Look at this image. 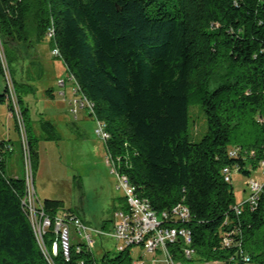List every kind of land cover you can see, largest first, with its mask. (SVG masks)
<instances>
[{"label":"trees","instance_id":"obj_1","mask_svg":"<svg viewBox=\"0 0 264 264\" xmlns=\"http://www.w3.org/2000/svg\"><path fill=\"white\" fill-rule=\"evenodd\" d=\"M45 40L95 102L110 133L107 149L137 191L158 211L179 202L190 208L184 225L200 259L264 264V191L238 217L223 174L230 166L250 177L264 160V0H0V44L28 125L22 90L33 86L17 78V64ZM195 102L207 119L200 141L189 134ZM0 103L11 110L1 60ZM41 127L60 139L50 120ZM29 133L35 174L39 139ZM8 144L0 141V264H131L130 248L98 258L78 239L69 259L59 248L51 263L23 205L25 176L8 172ZM43 204L51 217L62 208L59 200ZM232 225L242 228L249 263L219 249L221 231ZM56 236L52 225L44 235L49 253Z\"/></svg>","mask_w":264,"mask_h":264},{"label":"rangeland","instance_id":"obj_2","mask_svg":"<svg viewBox=\"0 0 264 264\" xmlns=\"http://www.w3.org/2000/svg\"><path fill=\"white\" fill-rule=\"evenodd\" d=\"M40 44L42 51L37 49L31 54L26 53L23 61L17 64V78H24L29 82L32 81L33 84L32 88L22 90L29 106V125L26 123L29 137V132L34 135L44 134L40 120L48 115L65 114L70 120L76 121L78 127L68 124L65 126L66 124H60L61 118H54V121L60 124L56 132L66 133L64 136L66 140L62 147L55 145L53 140L47 145L43 144L40 162L34 174L35 190L43 203L47 199L59 200L62 205L60 211L71 209L84 218L95 239L93 252L96 257L100 258L105 251L114 255L117 253V241L111 236L114 229V213L124 202V192L117 186L114 167L119 168V162L122 160L111 155L106 143L95 133L97 124L95 118L81 110L78 118L75 119L69 112L68 101L64 99L70 96L73 81L67 80L65 87L59 85L57 78L59 75L66 78L68 70L61 58L50 53L48 40ZM53 62H55L54 67ZM224 70V68L215 70V78H221ZM46 89L53 90L54 99L46 97ZM51 90L49 91L52 92ZM63 90L67 93L66 97L60 94ZM85 116L89 119L87 120ZM12 124L15 126L10 108L7 104L0 103V139L7 137L8 132H11L12 137L17 140L15 153L7 160L8 172L22 176L24 162L21 142L18 130L14 131L11 128ZM206 131V115L201 103L195 102L190 107L191 141H200ZM73 134L75 137H68ZM252 179L264 182L261 166L254 170L250 177L238 171L233 173L232 185L238 201L247 197L248 181ZM135 249L134 258H137L141 249ZM146 257L149 255L146 254ZM185 264H224V262L200 259L197 255L194 260H187Z\"/></svg>","mask_w":264,"mask_h":264},{"label":"built area","instance_id":"obj_3","mask_svg":"<svg viewBox=\"0 0 264 264\" xmlns=\"http://www.w3.org/2000/svg\"><path fill=\"white\" fill-rule=\"evenodd\" d=\"M54 34V28L51 27L48 35L52 38ZM51 53L61 58V53L57 46L51 49ZM0 58L8 87V100L12 106L10 110L11 117L15 119V126L21 142L26 180V194L23 198V205L28 210L38 243L44 252L47 255L49 254L51 263L52 255H56L59 248L67 259L70 258L73 239H78L80 242L85 243L89 249L93 250L95 239L91 234V228L81 217L66 210H62L55 217H51L46 213L44 204L37 195L34 187L32 154L26 120L1 44ZM67 80L73 81L70 91L72 95L70 101L71 114L74 118H78L79 112L84 110L89 116L95 118L97 122L95 133L106 143L110 138V133L107 130L106 123L96 115L95 102L83 92L73 73L68 71L66 78H60L58 83L61 87H65ZM60 94L65 96V90L61 91ZM6 149L12 151L13 146L8 144ZM237 150L238 148H234L231 151L236 153ZM260 166L264 174V160H262ZM117 168L116 166L114 167L118 182L117 186L123 190L124 200L127 205L126 208L119 207L114 213V229L111 236L117 241V252L130 248L132 255L131 264H185L187 260H194L197 257V252L193 246V231L184 225L192 220L190 208L185 203L179 202L171 209L156 210L150 200L137 191L129 176ZM235 171L238 170L230 166L223 168L225 180L231 182ZM248 186L247 197L234 206V211L238 217L243 214L244 207L248 206L254 209L258 205L259 198L264 191V182L257 179L248 181ZM225 224L228 225V221ZM52 225L57 236L52 245V253H49L45 245L44 235ZM135 248L141 249V253L138 254L137 258H134ZM219 249L233 250L234 255L231 259L235 262H250V255L243 246L242 228L239 225H232L230 228L221 231ZM146 254L149 257H146Z\"/></svg>","mask_w":264,"mask_h":264},{"label":"crops","instance_id":"obj_4","mask_svg":"<svg viewBox=\"0 0 264 264\" xmlns=\"http://www.w3.org/2000/svg\"><path fill=\"white\" fill-rule=\"evenodd\" d=\"M51 48V47H50ZM38 49V51H42V49H41V44H37V45H35L34 47H32L31 48V50H30V53H33V51L35 52L36 50ZM50 53H51V49H50ZM54 64H53V67L55 66V62H53ZM57 77V76H56ZM60 78H62V76L60 77V75H59V77L57 78V81L60 79ZM56 79V78H55ZM35 82V81H34ZM30 83L32 84V81H30ZM32 86H33V84H32ZM34 89H35V86H34ZM49 90H51V89H46L45 91H46V97H49V98H53L54 99V93H53V90H51L52 92H50ZM67 96V93H66V95L64 96V97H66ZM24 99H25V101H26V97L24 96ZM64 99V98H63ZM71 99H72V95L70 94V96L69 97H67V99H64V101H68V105H69V112H70V101H71ZM27 103V102H26ZM28 104V103H27ZM29 107V106H28ZM71 113V112H70ZM88 115V114H87ZM48 116H50V117H48ZM48 116H46V118H44V117H42L43 119H46V120H50L52 123H54V126H55V129H57V128H60V124H66L65 126H67V124L68 125H73L74 127H78V123L76 122V121H74V120H70L69 119V116H67V115H65V114H59V115H48ZM56 116V117H55ZM54 118H61V123L59 124L58 122H56V121H54L55 119ZM85 118L88 120L89 118H88V116H85ZM76 119V118H75ZM58 120V119H57ZM41 121V120H40ZM40 125H41V123H40ZM11 128H13L14 129V131H16V128H15V126H14V124H12L11 125ZM42 128V127H41ZM86 132V131H85ZM88 133V132H87ZM31 134H32V132H31ZM61 134V135H60ZM59 134V138L60 139H55V138H47V134L46 133H44V134H40V133H37V135L35 134H32L34 137H38V139H39V141H38V145H39V153L41 154V152H42V146H43V144L45 143V145H47V143H50V142H53L54 141V143H55V145H60L61 147L62 146H64V143H65V135H66V133H64V132H62V133H60ZM81 134V133H80ZM71 136H74L75 137V135L73 134V135H69L68 137H71ZM2 140H5V141H7L8 143H10L11 145H13V150L11 151V152H9L8 154H7V160H8V158L10 157V156H12L14 153H15V150H16V147H17V143H15V142H17V140L16 139H14L13 137H12V135H11V132H8V134H7V137H5V138H1L0 139V141H2ZM51 140H53V141H51ZM79 215V214H78ZM80 216V215H79ZM81 218H82V220L85 222V220H84V218L82 217V216H80Z\"/></svg>","mask_w":264,"mask_h":264}]
</instances>
